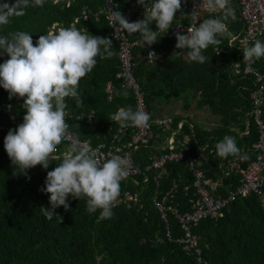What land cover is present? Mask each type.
<instances>
[{
	"label": "trees",
	"instance_id": "16d2710c",
	"mask_svg": "<svg viewBox=\"0 0 264 264\" xmlns=\"http://www.w3.org/2000/svg\"><path fill=\"white\" fill-rule=\"evenodd\" d=\"M0 3L13 4L15 0H0ZM103 7L102 0H75L71 6L68 0L58 3L45 0L42 7L29 6L25 15L12 17L9 24L0 26V36L25 31L32 35L35 44L41 35L76 23L75 27L81 32L87 30L93 36L110 38L111 27L107 17L98 15ZM125 7L122 4V8ZM84 11L87 15H83ZM237 13L225 21L235 35L244 29L240 12ZM222 15V12L205 15L203 20ZM183 20L185 24L191 23V14L187 13ZM151 27L155 29V24ZM128 36L138 42L132 52L134 74L145 94L151 117H157L163 107L178 102H183L184 109L188 110L195 101L197 109L208 108L216 121L221 122L209 130L194 124L196 142L192 151L197 154L201 147L209 144L215 151L211 156L210 169L217 171L221 158L216 155L215 145L226 135L235 138L240 155L245 149L251 153V159L256 156L254 145L260 133L255 119L250 116L254 109L251 97L256 85L254 78L236 77L233 73V65L241 54L238 44L230 45L226 34L218 36L221 43L203 51L207 61L201 64L190 62L186 50H177L176 39L165 34L158 37L153 46L158 59L150 61L149 47L144 45L140 34ZM261 42L264 43V38ZM215 47L221 49L219 56L215 54ZM113 50L115 55L108 59L97 57L92 72L80 80L78 91L82 104L78 105L74 98H66L65 111L73 115L65 119L66 123L71 124L78 138L90 140L94 145L113 138L119 125L111 121V116L119 108L131 106L136 110L135 96L123 90L122 82L116 80L121 62L114 42ZM8 58L6 53H0V64ZM255 62L257 71L264 76V57ZM110 83L114 86L112 101L107 93ZM125 91L127 96L116 95ZM22 105L23 99H9L8 92L0 88V107L10 106L16 120L23 119L26 114ZM91 111L97 112L94 124L78 118L80 114ZM175 120L179 122L183 117H175ZM16 128L7 115L0 113V264H97L98 258H101V264H199L197 255L188 257L181 244L168 240L158 243L160 237H165L167 228L160 213L153 208L152 200L158 192L166 194L172 189L173 182L182 176L179 201L187 204L184 191L192 184V176L183 164L169 165L160 173L159 189L150 180L142 193L141 209L120 207L112 210L110 219H99V210L96 213L86 210L85 199L76 200L69 196V209L65 211L59 207L54 210L53 219H48L41 207L51 210L49 195L41 189L47 172L60 161L51 162L47 170L38 165L27 170V175L20 174L4 150V138L9 130ZM127 129L130 133L134 128ZM185 131H190L187 125ZM246 131L249 134H244ZM66 149L65 145L61 146L59 155ZM150 151L157 152L150 148L140 151L142 165ZM234 157L238 156L227 158ZM237 185L235 176L225 181L223 194L230 186L235 189ZM120 188L132 190L134 187L122 182ZM172 225L175 239L182 238L183 231L174 218ZM194 231L200 236L202 264H264V206L256 196L237 200L223 211L221 218L202 221Z\"/></svg>",
	"mask_w": 264,
	"mask_h": 264
},
{
	"label": "clouds",
	"instance_id": "9594fccd",
	"mask_svg": "<svg viewBox=\"0 0 264 264\" xmlns=\"http://www.w3.org/2000/svg\"><path fill=\"white\" fill-rule=\"evenodd\" d=\"M44 3L45 0L0 3V26L9 24L12 17L25 15L29 6L42 7ZM137 3L145 8L142 20L129 22L119 10L109 12L108 19L114 29L128 34L139 33L144 45L149 46L168 32L182 8L181 0H151L150 4L147 0H137ZM228 6L229 0H201L198 8L210 14L219 11L223 15L199 23L197 18V23L187 28V34H176L175 48L186 50L190 62L205 63L207 57L203 51L221 43L217 37L228 31L225 23L231 12ZM153 22L155 29L151 27ZM0 53L9 57L0 64V88L8 92L9 99H23L22 107L26 110L23 123L15 130H9L4 138V150L13 168L27 175V170L38 165L47 170L51 162L60 161L47 172L41 189L49 195L51 206V210L41 207L45 217L53 219L54 210L59 207L67 211L71 196L76 200L85 199L89 213L99 210V219H110L120 196L121 181L131 167L130 161L120 155H111L101 162L95 150L68 131L65 109L68 97L74 98L78 105L82 104L79 82L92 72L97 57L108 59L115 55L113 41L93 36L87 30L81 32L76 27H68L41 35L34 44L31 34L16 31L0 36ZM148 56L156 54L150 52ZM261 57H264V43L259 40L243 50L244 61ZM116 95L127 96L128 93L117 92ZM150 119L148 113L133 110L131 106L119 108L111 116V121L122 129H147ZM62 142H68V147L62 155H57ZM215 149L221 159L241 153L235 138L227 135L216 143ZM60 218L62 222L63 218Z\"/></svg>",
	"mask_w": 264,
	"mask_h": 264
},
{
	"label": "built area",
	"instance_id": "2783aa9c",
	"mask_svg": "<svg viewBox=\"0 0 264 264\" xmlns=\"http://www.w3.org/2000/svg\"><path fill=\"white\" fill-rule=\"evenodd\" d=\"M60 0H54L58 3ZM75 0H68L71 6ZM104 7L98 14L106 16L111 27L110 39L118 47V55L121 62L120 71L116 76V80L122 82V89L132 92L135 96L136 109H141L150 115L145 94L138 83L134 74L133 48L138 46V42L132 41L128 33L116 28L114 29L108 19L109 12L119 10L121 14L129 21L135 22L142 20L145 16V8L139 5L137 0H102ZM150 4L151 0H147ZM182 8L177 12L173 25L170 27L166 36L175 39L177 33L187 34V28L201 22L205 15H213L220 13H208L203 8H198L201 0H181ZM122 4L126 7L122 8ZM235 4L240 12V18L244 24L243 31L238 34H232L230 26L227 25L228 31L225 33L229 36L230 45L238 44L240 49V59L233 65V73L236 77H252L255 80L256 89L252 94L254 109L250 116L255 119L258 126L260 137L254 145V153L256 156L251 159V153L245 151L238 157L221 159L217 164V171L210 169L211 156L215 154L209 144L201 147L197 154L192 151V145L196 142L194 123L190 120H181L176 122L175 118L151 117L149 127L141 130L134 128L128 133L127 128H118L113 138L109 142L94 145L90 140H80L85 142L92 150L97 153V158L103 162L110 158L111 155H120L130 161L131 167L128 169V175L121 181L133 185L137 190L126 188L120 191V196L113 210L125 207L128 210L141 209L142 193L145 187L152 179L157 188L161 187L160 173L165 171L169 165L183 164L191 173L192 184L185 188V199L187 204L184 205L179 201L181 194V183L183 177L179 176L172 184V189L162 195L158 192L154 195L152 203L161 216L162 221L166 224L165 237H160L158 243L165 240L173 243H179L183 246L185 254L189 256L197 255V262L202 264L201 250L199 248L200 236L195 233V228L208 219L218 220L223 216V211L235 203L239 199H247L252 196L258 197L264 206V76L256 69V62L244 61L243 50L246 47L254 45L255 41H261L264 38V0H229V6ZM191 23L185 24L183 18L187 13L192 14ZM183 13V14H182ZM182 14V15H181ZM83 15H87L84 11ZM182 16V17H181ZM154 23V22H153ZM76 23L72 24L75 27ZM147 45V44H146ZM149 47L148 54L153 52L156 56H148L150 61L157 60L158 54L154 49V44ZM220 47H215V54L219 56ZM107 93L114 98V86L110 83L107 87ZM67 112V111H66ZM0 113L7 115L13 125L18 127L23 123V119L16 120L13 116L10 106L0 107ZM73 115H67L68 117ZM97 112L91 111L89 114L82 113L79 119L84 120L87 124H94ZM69 117V118H70ZM68 131L75 136V132L70 123ZM186 125L189 132L185 131ZM247 125H250L247 124ZM216 126L211 123L208 128ZM244 134H249L246 131ZM243 134V135H244ZM163 135L167 136V140H163ZM68 147V142H62L58 146L57 155L60 153L61 146ZM151 149L152 152L145 157L144 164L140 162V151ZM235 176L238 185L235 189H225V181ZM172 218L176 220L183 231V237L175 239ZM97 264H101V258L97 259Z\"/></svg>",
	"mask_w": 264,
	"mask_h": 264
},
{
	"label": "crops",
	"instance_id": "0c3cea01",
	"mask_svg": "<svg viewBox=\"0 0 264 264\" xmlns=\"http://www.w3.org/2000/svg\"><path fill=\"white\" fill-rule=\"evenodd\" d=\"M234 7L236 8V9L234 8L235 11L239 12L237 6L234 5ZM236 14H238V13H236ZM183 106H184L183 102H178V103H175V104H171V105L165 106L157 113V115H158L157 117L175 118V117H181L182 113H186V115L183 116V117L188 118V119L193 120V121H198L200 119H198L197 117H198V115H199L201 110L203 111V114L205 115V110L204 109H197L196 108V104L192 105L190 107V109H188V110L184 109ZM205 109L208 110V108H206V107H205ZM206 116H204V118H206ZM215 119H216V117H215Z\"/></svg>",
	"mask_w": 264,
	"mask_h": 264
},
{
	"label": "rangeland",
	"instance_id": "374dc122",
	"mask_svg": "<svg viewBox=\"0 0 264 264\" xmlns=\"http://www.w3.org/2000/svg\"><path fill=\"white\" fill-rule=\"evenodd\" d=\"M235 7H234V5L231 7V12H230V14H229V17H234V15L237 13L236 11H235V9H234ZM194 104H196V102H193L192 103V105H194ZM191 105V106H192ZM202 109H204L205 110V115L203 114V111L201 110L200 111V113H199V115H198V119H200V120H198V121H193V120H191L194 124H195V126H197L198 128H200V129H203V130H209L210 128H208V126L211 124V123H215L216 124V126H214L213 128H215V127H218L219 125H220V121H216V119H215V117L213 116V114H211V112L209 111V109L207 110V109H205V108H202ZM208 114V115H207ZM186 115V113H182L181 114V117H183V116H185ZM197 115V114H196ZM207 115V116H206ZM204 116H206V118H204ZM183 120H190V119H188V118H185V117H183ZM163 140H167V136H165V135H163Z\"/></svg>",
	"mask_w": 264,
	"mask_h": 264
}]
</instances>
